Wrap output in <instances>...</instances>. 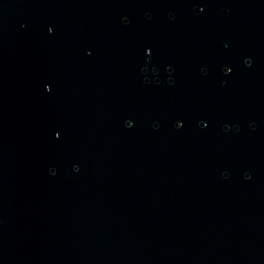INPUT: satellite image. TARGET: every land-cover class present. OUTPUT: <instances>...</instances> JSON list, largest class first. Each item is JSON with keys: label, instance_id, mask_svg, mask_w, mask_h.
Masks as SVG:
<instances>
[{"label": "water", "instance_id": "water-1", "mask_svg": "<svg viewBox=\"0 0 264 264\" xmlns=\"http://www.w3.org/2000/svg\"><path fill=\"white\" fill-rule=\"evenodd\" d=\"M0 264H264V0H0Z\"/></svg>", "mask_w": 264, "mask_h": 264}]
</instances>
